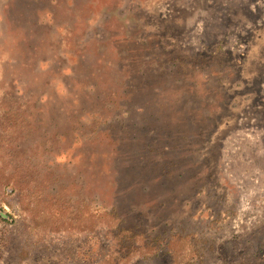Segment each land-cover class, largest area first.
<instances>
[{
    "label": "rangeland",
    "instance_id": "rangeland-1",
    "mask_svg": "<svg viewBox=\"0 0 264 264\" xmlns=\"http://www.w3.org/2000/svg\"><path fill=\"white\" fill-rule=\"evenodd\" d=\"M0 264H264V0H0Z\"/></svg>",
    "mask_w": 264,
    "mask_h": 264
}]
</instances>
